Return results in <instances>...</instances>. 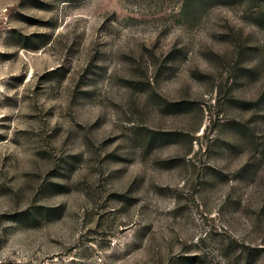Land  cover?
I'll use <instances>...</instances> for the list:
<instances>
[{"label":"rangeland","instance_id":"374dc122","mask_svg":"<svg viewBox=\"0 0 264 264\" xmlns=\"http://www.w3.org/2000/svg\"><path fill=\"white\" fill-rule=\"evenodd\" d=\"M232 1L0 0V264H264V0Z\"/></svg>","mask_w":264,"mask_h":264},{"label":"trees","instance_id":"16d2710c","mask_svg":"<svg viewBox=\"0 0 264 264\" xmlns=\"http://www.w3.org/2000/svg\"><path fill=\"white\" fill-rule=\"evenodd\" d=\"M204 2H206L207 0H202ZM219 2H223V3H229V2H233L232 0H216ZM169 106L175 107V106H179L181 103L180 102H175V103H167Z\"/></svg>","mask_w":264,"mask_h":264}]
</instances>
